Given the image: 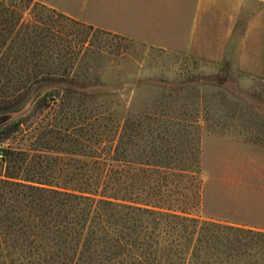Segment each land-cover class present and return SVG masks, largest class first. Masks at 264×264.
I'll return each mask as SVG.
<instances>
[{"label": "trees", "instance_id": "trees-1", "mask_svg": "<svg viewBox=\"0 0 264 264\" xmlns=\"http://www.w3.org/2000/svg\"><path fill=\"white\" fill-rule=\"evenodd\" d=\"M32 2L15 0L7 16L0 13V54H62L44 45L63 32L52 19L78 20L36 1L53 22L40 30L44 21L35 13L27 30ZM1 67L0 82L19 84L12 98L59 70ZM82 95L54 89L44 105L80 106ZM101 106L94 102L87 123L52 126L56 137L46 147L56 155L0 148L7 164L0 173V264H264L263 228L193 213L202 205L198 125L186 129L183 115L152 111L114 121Z\"/></svg>", "mask_w": 264, "mask_h": 264}, {"label": "rangeland", "instance_id": "rangeland-1", "mask_svg": "<svg viewBox=\"0 0 264 264\" xmlns=\"http://www.w3.org/2000/svg\"><path fill=\"white\" fill-rule=\"evenodd\" d=\"M15 0H0V13L9 14ZM26 11L23 19L32 30L37 23L35 13L41 21L39 29L56 21L62 33L46 47H56L62 52L53 57L13 58L0 54V65L21 66L37 63L46 67H58L56 79H43L29 83L22 94L16 93V82H0V148L16 151H32L38 155H56L47 148L46 141L56 137L53 125L71 127L86 122L94 102L106 116L121 119L146 111L167 113L186 117L185 128L198 125L201 133L243 135L250 129L254 135L264 138V85L242 84L243 75L227 68H205L197 59L163 47H153L130 37L91 27L82 21H71L62 17L49 20L47 11L35 5ZM18 7V6H17ZM36 17V19H39ZM37 26V27H38ZM30 46V43H27ZM12 46H19L13 43ZM67 51V53H65ZM1 71V70H0ZM54 89L81 92L80 106L56 104L44 105L45 96ZM23 120L22 128H15ZM114 121L109 125H114ZM87 123V122H86ZM184 123V122H183ZM177 126L179 125H175ZM16 129V130H15ZM19 129V130H17ZM210 146L209 151H211ZM202 162V205L193 213L203 219L223 216L219 219L244 225H255L264 229V189L262 181L255 179L253 186L243 187L232 182L228 171L220 168L212 154ZM6 162L0 160V173L6 170ZM216 176L217 182L214 177ZM207 182V201L203 203V186ZM223 178V179H222ZM214 192L217 194L214 196Z\"/></svg>", "mask_w": 264, "mask_h": 264}, {"label": "crops", "instance_id": "crops-1", "mask_svg": "<svg viewBox=\"0 0 264 264\" xmlns=\"http://www.w3.org/2000/svg\"><path fill=\"white\" fill-rule=\"evenodd\" d=\"M35 1L95 28L182 53L205 68H227L243 75L241 83L247 86L264 85V0ZM259 131L203 133V162L210 153L218 164L229 165L220 171H228L234 184L249 187L260 179L264 189V138L254 135ZM209 180H204L205 204Z\"/></svg>", "mask_w": 264, "mask_h": 264}, {"label": "built area", "instance_id": "built-area-1", "mask_svg": "<svg viewBox=\"0 0 264 264\" xmlns=\"http://www.w3.org/2000/svg\"><path fill=\"white\" fill-rule=\"evenodd\" d=\"M1 156H2V155L0 154V158H1Z\"/></svg>", "mask_w": 264, "mask_h": 264}]
</instances>
